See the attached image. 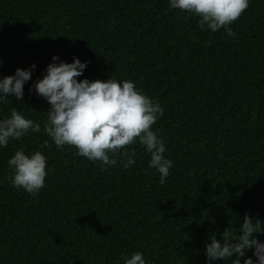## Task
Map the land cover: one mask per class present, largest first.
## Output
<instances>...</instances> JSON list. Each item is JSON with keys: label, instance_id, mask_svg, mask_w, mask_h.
<instances>
[{"label": "trees", "instance_id": "trees-1", "mask_svg": "<svg viewBox=\"0 0 264 264\" xmlns=\"http://www.w3.org/2000/svg\"><path fill=\"white\" fill-rule=\"evenodd\" d=\"M198 19L168 0H0V76L36 65L0 116L15 106L41 125L0 149V264H122L133 250L150 264H206L211 234H237L245 213L264 224V0H249L235 38ZM54 54L88 62L78 80L130 79L159 100L152 127L173 161L163 183L138 142L134 165L101 171L44 134L48 104L29 86ZM46 140L39 194L11 186L8 158Z\"/></svg>", "mask_w": 264, "mask_h": 264}, {"label": "clouds", "instance_id": "clouds-1", "mask_svg": "<svg viewBox=\"0 0 264 264\" xmlns=\"http://www.w3.org/2000/svg\"><path fill=\"white\" fill-rule=\"evenodd\" d=\"M248 5L249 0H168L169 8L199 17L197 25L201 30L215 33L223 28L233 38L235 33L230 25ZM87 63L75 56L67 62L54 54L42 78L29 86L30 92L34 89L48 104L44 111V134L57 149L71 146L75 149L74 155L99 162L101 171L112 166L128 169L134 165L136 152L128 146L138 142L150 157L148 168L158 172L163 183L173 161L164 155L166 141L158 134L159 129L152 127L163 115V106L130 79L109 76L78 80ZM35 68L33 63L26 68L17 67L10 75L0 76V104L8 101L9 96L17 103L23 101V86L31 79ZM40 131L39 123L13 106L8 115L0 116V149L6 148L10 140H20L29 132ZM47 146L46 140L37 149L26 152L21 147L14 151L7 160L11 186L33 196L39 194L50 172L47 157L40 150ZM256 234H264V224L245 213L237 234L225 228L220 233L221 239H217L216 234L209 236L204 245L206 264H214L217 260H231L232 264H264V241ZM249 250L252 255L246 256ZM233 254L235 258L231 259ZM120 260L122 264H150L139 250L122 254Z\"/></svg>", "mask_w": 264, "mask_h": 264}]
</instances>
